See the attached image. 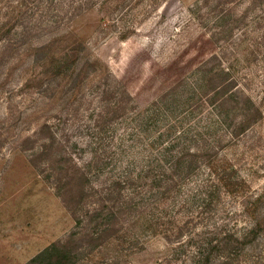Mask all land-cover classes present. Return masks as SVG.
<instances>
[{"label": "rangeland", "instance_id": "rangeland-1", "mask_svg": "<svg viewBox=\"0 0 264 264\" xmlns=\"http://www.w3.org/2000/svg\"><path fill=\"white\" fill-rule=\"evenodd\" d=\"M180 151L192 167L172 171ZM217 177L239 195L204 211ZM261 192L264 0H0V264L72 234L75 264H189L167 229L248 227L241 202ZM260 235L232 264L256 261Z\"/></svg>", "mask_w": 264, "mask_h": 264}, {"label": "trees", "instance_id": "trees-1", "mask_svg": "<svg viewBox=\"0 0 264 264\" xmlns=\"http://www.w3.org/2000/svg\"><path fill=\"white\" fill-rule=\"evenodd\" d=\"M84 4V3H83ZM81 6L84 7V5ZM86 5V4H85ZM86 8H89V4L86 5ZM227 69H230L227 66ZM225 70V68H224ZM222 87V85H221ZM257 112L259 109L254 108ZM246 114L242 115L245 118ZM238 124H241L239 119ZM245 123L242 122V126ZM237 131H231V134L235 132H239L243 130L240 126H238ZM186 153L184 151H180L179 156L174 160L171 164V170H179V168H186L192 167V163H187L186 161ZM189 164V165H188ZM207 168L210 170L211 174H215L218 172L219 168L217 167L216 163L213 161L208 162ZM190 168L189 170H192ZM191 172V171H188ZM181 176V175H180ZM179 176V177H180ZM164 177V176H162ZM128 179V178H127ZM180 179V178H179ZM178 179V180H179ZM129 180V179H128ZM127 180V181H128ZM124 181V180H123ZM217 182L213 183L212 185H200V188L197 187L199 190L198 196L201 198L200 208H203L204 211H211L214 203L216 204L219 200V196L221 197L222 190L223 192H227L231 195H236L233 187H231L230 179L226 177H217ZM122 182V181H118ZM174 182V183H173ZM173 183L172 187L170 184ZM177 184L173 179L166 178H159L153 182V190L155 193H160L161 197L156 199L158 202L156 204H161L163 200L168 198L170 195V191L174 192ZM242 194V193H241ZM239 195V193H237ZM236 195V196H237ZM155 200V201H156ZM153 204V203H151ZM128 211L130 203L127 204ZM151 206V205H150ZM149 206V207H150ZM131 207V206H130ZM264 193L261 192L256 196L245 197V199L241 202L239 211L243 213L246 220H248L249 225L248 227L242 229H230L229 231H218V227L213 225L212 229L206 227V229H201L200 231H194L189 233L184 239V231L187 225L188 220H183L182 225H175L172 228L167 229L166 238L168 239V243L170 245L171 252L174 254H181L180 252L186 254L187 248L190 247L193 249L188 253L187 259L189 264H232L233 261L237 260L239 262L243 261L239 256V250L241 245H252L254 244L255 239L258 235H260L259 240L264 239ZM144 210L141 213L135 215L134 219L131 217L130 221H143L150 218L149 215ZM99 212L94 211L91 215V222L97 220L95 217H98ZM115 214L114 211H110V213L105 215L103 222L100 221L95 222V227L92 228V239L94 241L99 242L104 235L103 232L105 229L111 226V221L113 220V215ZM189 218V213H188ZM94 217V218H93ZM156 224V223H155ZM132 225V224H131ZM151 225V224H150ZM103 226V227H102ZM150 228V227H148ZM147 228V230H149ZM220 232V234H219ZM104 240V238H103ZM264 241V240H263ZM102 244V243H100ZM264 245L262 251L258 258H256L254 263L251 264H264ZM79 248L74 243V236L72 234L69 240H60L51 243L46 248H44L41 252L35 255L29 262L26 264H75L77 261L80 260L79 255ZM241 256V255H240Z\"/></svg>", "mask_w": 264, "mask_h": 264}]
</instances>
